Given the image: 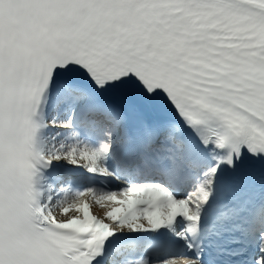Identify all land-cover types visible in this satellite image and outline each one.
<instances>
[{"label": "snow or ice", "instance_id": "obj_1", "mask_svg": "<svg viewBox=\"0 0 264 264\" xmlns=\"http://www.w3.org/2000/svg\"><path fill=\"white\" fill-rule=\"evenodd\" d=\"M0 264H264V0H0Z\"/></svg>", "mask_w": 264, "mask_h": 264}, {"label": "bare ground", "instance_id": "obj_2", "mask_svg": "<svg viewBox=\"0 0 264 264\" xmlns=\"http://www.w3.org/2000/svg\"><path fill=\"white\" fill-rule=\"evenodd\" d=\"M93 205H92V211L95 214L100 215V216H103L104 212L108 209L106 206H104V207H99V206L98 207L97 206L93 207Z\"/></svg>", "mask_w": 264, "mask_h": 264}]
</instances>
